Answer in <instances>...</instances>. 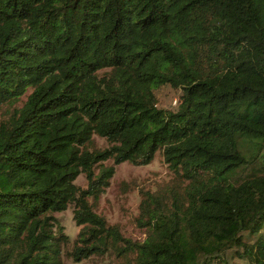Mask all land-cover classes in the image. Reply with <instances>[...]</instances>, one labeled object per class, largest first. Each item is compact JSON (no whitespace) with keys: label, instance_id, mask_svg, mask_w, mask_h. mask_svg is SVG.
Wrapping results in <instances>:
<instances>
[{"label":"trees","instance_id":"obj_1","mask_svg":"<svg viewBox=\"0 0 264 264\" xmlns=\"http://www.w3.org/2000/svg\"><path fill=\"white\" fill-rule=\"evenodd\" d=\"M24 96L0 121V264H264V0H0V110ZM158 154L135 242L96 207Z\"/></svg>","mask_w":264,"mask_h":264},{"label":"rangeland","instance_id":"obj_2","mask_svg":"<svg viewBox=\"0 0 264 264\" xmlns=\"http://www.w3.org/2000/svg\"><path fill=\"white\" fill-rule=\"evenodd\" d=\"M31 93V91L29 92ZM159 108L177 110L178 100L181 91L173 88H163L158 92ZM27 97L24 96L14 107H4L0 110V121L8 116L13 110L21 108ZM95 147L105 149L108 143L105 139L94 136ZM109 161L106 165H112ZM173 174L164 163L163 157L158 154L155 160L148 166L137 167L129 162L116 167V173L110 182V187L102 195L96 207V213L104 216L110 226H120L122 235L135 242H142L146 233L144 229L138 227L136 219L139 217L140 205L142 202L141 191L155 192L160 184L168 182ZM76 185L82 189H87L88 181L84 175L79 176ZM74 206H70L67 211L55 213L54 217L64 227L65 233L70 237L72 243L77 239L82 227H78L74 221ZM71 254V253H70ZM231 261L238 264H245L244 261L231 252ZM121 262V261H120ZM65 264H119L114 256L108 255L104 258H91L76 262L71 259V255L64 256Z\"/></svg>","mask_w":264,"mask_h":264}]
</instances>
